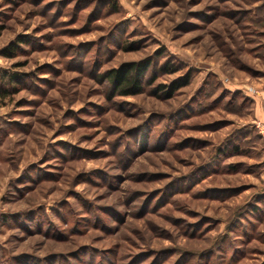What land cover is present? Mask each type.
I'll return each mask as SVG.
<instances>
[{
  "label": "rangeland",
  "instance_id": "rangeland-1",
  "mask_svg": "<svg viewBox=\"0 0 264 264\" xmlns=\"http://www.w3.org/2000/svg\"><path fill=\"white\" fill-rule=\"evenodd\" d=\"M263 95L264 0H0V264H264Z\"/></svg>",
  "mask_w": 264,
  "mask_h": 264
},
{
  "label": "trees",
  "instance_id": "trees-1",
  "mask_svg": "<svg viewBox=\"0 0 264 264\" xmlns=\"http://www.w3.org/2000/svg\"><path fill=\"white\" fill-rule=\"evenodd\" d=\"M151 66L152 58L149 57L138 62L124 63L119 67L107 70L102 75L109 80L114 94L122 96L137 95L144 91L147 84L156 80V77L152 80L146 79ZM190 81L191 73L188 72L184 76L173 80L165 88L169 94H173L176 90L188 85ZM236 149H238L237 146Z\"/></svg>",
  "mask_w": 264,
  "mask_h": 264
},
{
  "label": "built area",
  "instance_id": "built-area-1",
  "mask_svg": "<svg viewBox=\"0 0 264 264\" xmlns=\"http://www.w3.org/2000/svg\"><path fill=\"white\" fill-rule=\"evenodd\" d=\"M259 127L261 128V131L264 133V124L263 125H259Z\"/></svg>",
  "mask_w": 264,
  "mask_h": 264
},
{
  "label": "crops",
  "instance_id": "crops-1",
  "mask_svg": "<svg viewBox=\"0 0 264 264\" xmlns=\"http://www.w3.org/2000/svg\"><path fill=\"white\" fill-rule=\"evenodd\" d=\"M263 96H264V95H263ZM262 120H264V118H263Z\"/></svg>",
  "mask_w": 264,
  "mask_h": 264
}]
</instances>
